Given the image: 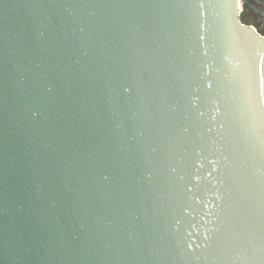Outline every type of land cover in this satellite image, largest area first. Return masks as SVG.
Returning <instances> with one entry per match:
<instances>
[{
  "label": "water",
  "instance_id": "obj_1",
  "mask_svg": "<svg viewBox=\"0 0 264 264\" xmlns=\"http://www.w3.org/2000/svg\"><path fill=\"white\" fill-rule=\"evenodd\" d=\"M239 0H0V264H264V36Z\"/></svg>",
  "mask_w": 264,
  "mask_h": 264
},
{
  "label": "flooded vegetation",
  "instance_id": "obj_2",
  "mask_svg": "<svg viewBox=\"0 0 264 264\" xmlns=\"http://www.w3.org/2000/svg\"><path fill=\"white\" fill-rule=\"evenodd\" d=\"M239 19L264 31V0H239Z\"/></svg>",
  "mask_w": 264,
  "mask_h": 264
},
{
  "label": "rangeland",
  "instance_id": "obj_3",
  "mask_svg": "<svg viewBox=\"0 0 264 264\" xmlns=\"http://www.w3.org/2000/svg\"><path fill=\"white\" fill-rule=\"evenodd\" d=\"M255 27V26H254ZM258 31H259V33H261L263 36H264V31H262V30H259L257 27H255Z\"/></svg>",
  "mask_w": 264,
  "mask_h": 264
},
{
  "label": "built area",
  "instance_id": "obj_4",
  "mask_svg": "<svg viewBox=\"0 0 264 264\" xmlns=\"http://www.w3.org/2000/svg\"><path fill=\"white\" fill-rule=\"evenodd\" d=\"M252 28H253L254 30H256V28H255V27H253V26H252Z\"/></svg>",
  "mask_w": 264,
  "mask_h": 264
},
{
  "label": "bare ground",
  "instance_id": "obj_5",
  "mask_svg": "<svg viewBox=\"0 0 264 264\" xmlns=\"http://www.w3.org/2000/svg\"><path fill=\"white\" fill-rule=\"evenodd\" d=\"M238 12H239V10H238Z\"/></svg>",
  "mask_w": 264,
  "mask_h": 264
}]
</instances>
